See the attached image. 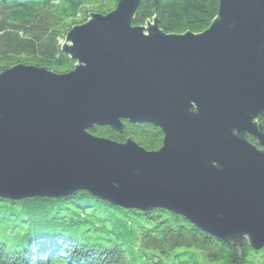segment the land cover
Instances as JSON below:
<instances>
[{"label":"water","instance_id":"water-1","mask_svg":"<svg viewBox=\"0 0 264 264\" xmlns=\"http://www.w3.org/2000/svg\"><path fill=\"white\" fill-rule=\"evenodd\" d=\"M143 0L90 13L61 50L65 74L0 73V198L85 190L123 208L166 209L217 239L264 248V0H219L200 33L134 27ZM160 128L149 151L97 137L123 121ZM253 137L256 143L249 141Z\"/></svg>","mask_w":264,"mask_h":264},{"label":"trees","instance_id":"trees-1","mask_svg":"<svg viewBox=\"0 0 264 264\" xmlns=\"http://www.w3.org/2000/svg\"><path fill=\"white\" fill-rule=\"evenodd\" d=\"M118 1L113 6L100 2L95 12L108 14ZM86 4L87 0H0V10L12 25L24 29L44 12L56 10L66 23L60 31L65 39L72 27L89 20L92 11ZM218 12L219 0H143L133 26L157 18L166 34H200ZM56 38L41 48L28 39V47L21 48L28 59L8 64L11 57L2 58L0 73L19 63L58 74L72 71L77 62L62 52ZM259 121L264 131V116ZM123 124L122 132L94 126L90 133L119 143L131 138L149 151L162 146L160 128L127 120ZM249 141L256 143L253 137ZM0 264H264V248L255 251L246 240L241 246L223 242L166 209L123 208L79 190L57 199L0 198Z\"/></svg>","mask_w":264,"mask_h":264},{"label":"rangeland","instance_id":"rangeland-1","mask_svg":"<svg viewBox=\"0 0 264 264\" xmlns=\"http://www.w3.org/2000/svg\"><path fill=\"white\" fill-rule=\"evenodd\" d=\"M106 6H113L116 0H87V9L95 12L97 5L101 4ZM97 13V12H96ZM59 15L57 11L44 12L40 18H38L32 25H25V29L22 25H12V22L7 15L6 11L0 10V60L7 59V62H17L18 60L28 59L26 56L28 54L23 53L22 46L25 45L29 40L35 39L37 41L38 47H43L44 45H50L53 38L62 45L64 39L61 36L60 31L66 27L64 20H59ZM13 50H18L19 53H11ZM13 55V56H12ZM7 65V64H5ZM260 261V260H258Z\"/></svg>","mask_w":264,"mask_h":264}]
</instances>
